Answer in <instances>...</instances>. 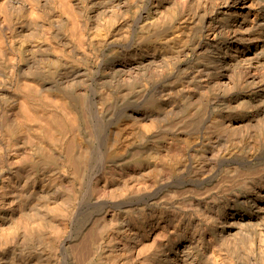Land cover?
I'll return each mask as SVG.
<instances>
[{
  "label": "bare ground",
  "instance_id": "6f19581e",
  "mask_svg": "<svg viewBox=\"0 0 264 264\" xmlns=\"http://www.w3.org/2000/svg\"><path fill=\"white\" fill-rule=\"evenodd\" d=\"M0 264H264V0H0Z\"/></svg>",
  "mask_w": 264,
  "mask_h": 264
}]
</instances>
